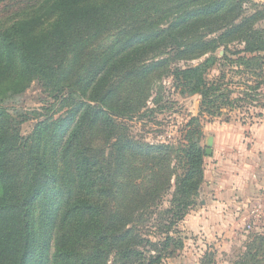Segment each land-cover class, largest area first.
<instances>
[{
  "label": "trees",
  "instance_id": "1",
  "mask_svg": "<svg viewBox=\"0 0 264 264\" xmlns=\"http://www.w3.org/2000/svg\"><path fill=\"white\" fill-rule=\"evenodd\" d=\"M146 1L149 0H143ZM173 1L178 0L158 2L156 10L172 13V8L177 7L171 6ZM34 3L32 12L27 14L31 16L10 20L0 27V102L16 100L34 77L65 91L64 100L71 109L60 123H50L57 128L52 149L54 164L50 167L38 157V168L34 169V176L40 171L47 176L35 184L34 195L41 196L47 185L54 189L55 183V193H51L40 225L44 236L50 239L49 252L34 260V264H108L110 256H114V264H144L139 249L143 243L151 242H144L135 230L136 217L170 189L175 176L170 208L165 214L168 227L182 221L203 182L204 153L199 142L188 140L177 151L181 173L175 174L169 146L140 144L117 134L115 120L130 119L144 108L152 76L168 69L173 57L203 58L198 65L173 68L169 74L181 95L200 97V114L218 117L223 108L232 109L243 96L232 98L234 92L229 84L232 82L224 70L213 80H208V72L216 64L231 68L239 65L249 76L263 78V63L259 62L258 54L264 51V32L241 31L240 23L212 38L189 36L186 45L179 46L185 28L202 19L218 18L226 9L223 2L198 4L164 29L137 34L112 52L97 53L87 48L88 42L101 34L112 13L126 15L133 3L137 5L134 10L142 4L140 0H34ZM168 41L175 42L171 54H153L159 47L166 49ZM232 42L244 44V50L232 54L225 50L220 58L214 56L218 47ZM146 54L150 57L146 58ZM138 58L142 59L132 63ZM255 61L257 65L253 66ZM258 95L250 92L246 99L253 101ZM192 123H197V119H190L188 125ZM47 127L45 122L38 125L42 134ZM195 133L193 128L192 134ZM36 140L40 144L39 135ZM2 155L3 151L0 159ZM61 161L66 171L59 176ZM67 178L73 189L62 194L58 182ZM14 191L10 183L0 180V264H27L28 254L19 247L24 243L28 248L32 245L26 242L28 232L24 227L11 228L6 234L14 213L3 208ZM18 234L23 239L16 238ZM170 241L174 238L165 234L164 244H158L163 245L161 249L151 244L158 254L150 256L147 264L159 263L164 246Z\"/></svg>",
  "mask_w": 264,
  "mask_h": 264
},
{
  "label": "rangeland",
  "instance_id": "2",
  "mask_svg": "<svg viewBox=\"0 0 264 264\" xmlns=\"http://www.w3.org/2000/svg\"><path fill=\"white\" fill-rule=\"evenodd\" d=\"M140 1L142 4L136 10L133 9L137 6L136 3H133L132 7H128L130 11L126 15L122 13L119 16L117 13H112L108 25L104 27L101 34L88 42L87 48H92L97 53L112 52L120 48L126 40L136 37L140 33L146 34L151 30L166 28L167 25L190 10L191 6L198 4L215 5L223 2L226 9L223 15L217 16L218 18L202 19L193 26L185 28L181 35L184 37H181L177 43L179 46H185L189 36L210 35L212 38L223 30L229 29L231 25L234 27L240 23L242 24L241 31L253 29L264 32V0H178L171 2V6L174 4L177 6L172 8V13L162 12L161 9L156 10L158 2L163 4V0ZM34 7V0H5L1 2L0 27L5 26L10 20H21L31 16L27 14L32 12ZM166 46H168L166 49L159 47L160 49H156L153 54H164L163 52L171 54L173 52L171 48L175 46V42L168 41ZM244 48V44L232 42L225 47H218V53L214 56L220 58L225 50L232 54L240 52ZM144 56L150 57L147 54ZM241 56L243 58L251 57L249 55ZM258 56L260 57L259 62L263 63V78L262 76L259 78L249 76L239 65H234V68H231L218 67L216 64L208 72V80H213L219 72L224 70L227 79L232 82H229L230 88L234 92L232 98H242V96L244 98L242 101H235L232 109L223 108L218 117H211L206 113L200 114V97L181 95L180 88L176 87L174 81L169 77L173 68L195 66L201 63L203 58L186 60L173 57L170 58L168 69L158 71L152 76L144 108L139 113L132 115L130 119L115 120L118 125L117 134H122L140 144L169 146L172 153L170 160H173L172 171L175 174L181 173L176 160L177 151L186 146L188 140L199 142L204 153L203 182L186 217L190 216L192 211L199 209L200 202L205 198L204 171L206 162H208L206 150L209 148L208 140L212 138L211 135L223 134L226 140L237 136L235 139L237 145L235 144V146L239 147V150L243 148V150L250 151L252 138L249 128L252 125L264 124V51H261ZM141 59L133 60L132 63L137 64ZM252 65H257L256 61ZM237 70L242 74H238ZM4 84L5 82H2V88ZM246 86L250 87V91ZM250 92L259 93V95L254 96L253 101H250L246 99V94ZM65 97V91L59 88L55 89L41 78L33 77L26 89L18 94L16 100L2 99L0 102V142H2L0 143V153L3 151V157L0 159V180L10 183L11 189L15 190L3 208L14 213L13 221L11 226L9 225L6 229V234L11 228L20 230L24 227L27 230L28 239L26 242H31V248H28L27 243L19 247L20 250H25V253L28 254L27 264H34V260L37 261L42 256L45 257L49 252L50 239L44 236L40 225L43 214L46 213L49 206L50 197L55 193V183L53 184L54 189L50 190V186L47 185L41 196L34 195L35 184L39 180L47 178L42 171L34 176V169L38 168V157L45 159L50 167L55 162L52 157V149L56 140L54 131L57 128L50 123L54 121L60 123L68 116L71 109L69 103L64 100ZM259 114L262 116L258 117ZM190 119H197V123L188 125ZM40 122L48 123L45 130L47 134H42L38 128ZM243 126L248 130L244 131V136L240 129ZM193 128L197 133L192 134ZM37 135H39L40 144L37 143ZM258 152L259 157L264 155V151ZM65 171L61 161L57 173L61 176ZM174 179L175 176L172 177L170 189L162 193L161 197L153 203L154 205L136 217L134 225L137 233L145 240L144 242L149 240L151 244L160 249L163 245L158 244H164L165 234L174 238V241H170L167 246H164L161 260L157 264H264V197L262 196L264 187L260 189L256 200L250 201V206L246 211L243 210L242 214H232L230 228L214 233L211 235V239H208L203 234L193 235L186 229L187 225L183 224L186 217L168 227L169 222L166 219L168 216L165 211L170 208L169 201L174 191ZM50 181L53 183V180ZM72 189L73 183L69 178L58 182V191L62 194H66ZM191 220L192 218L188 219V224L193 223ZM1 222L3 221L1 220ZM232 225L235 227H231ZM16 238L23 239L20 234ZM54 242H56V237L53 239V245ZM151 244L143 243L139 249L143 255L144 264H147L150 256L158 254V252H154ZM113 262L114 256H110L108 264Z\"/></svg>",
  "mask_w": 264,
  "mask_h": 264
},
{
  "label": "crops",
  "instance_id": "3",
  "mask_svg": "<svg viewBox=\"0 0 264 264\" xmlns=\"http://www.w3.org/2000/svg\"><path fill=\"white\" fill-rule=\"evenodd\" d=\"M240 129L243 136L248 131L245 126ZM249 131L250 151L235 146L237 136L226 140L223 134L211 135V155L207 156L204 171L205 198L200 202L201 207L183 221L193 235L203 234L211 239L214 233L230 228L232 214L246 211L264 187V155H257L258 151H264V124L252 125ZM191 218L193 223L188 224Z\"/></svg>",
  "mask_w": 264,
  "mask_h": 264
},
{
  "label": "water",
  "instance_id": "4",
  "mask_svg": "<svg viewBox=\"0 0 264 264\" xmlns=\"http://www.w3.org/2000/svg\"><path fill=\"white\" fill-rule=\"evenodd\" d=\"M208 145H209V148L206 150V155L207 156H210L211 155V149H210V147L212 146V138H210L208 140Z\"/></svg>",
  "mask_w": 264,
  "mask_h": 264
}]
</instances>
